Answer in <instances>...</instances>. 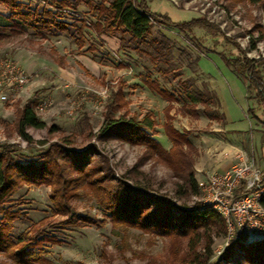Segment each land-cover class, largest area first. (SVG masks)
<instances>
[{
  "label": "rangeland",
  "instance_id": "rangeland-1",
  "mask_svg": "<svg viewBox=\"0 0 264 264\" xmlns=\"http://www.w3.org/2000/svg\"><path fill=\"white\" fill-rule=\"evenodd\" d=\"M22 1L33 7L46 6L75 26L70 25L69 30L53 27L41 33L25 25L17 32L10 26L3 28L0 71L6 61H13L25 70L28 81L13 89L0 78V145H18L14 155L22 161L38 158L45 151L55 149L56 144L63 145L85 161L90 181L79 179V173L72 169L69 161L58 157L64 178L73 183L69 199L76 214L73 222H65L68 215L54 212L51 186L23 184L4 204L13 211L9 213L4 236L17 240L21 233L42 227L43 234L38 236L42 240L36 244L34 252L39 258L35 264H171L181 261L186 257L188 238L118 223L102 203L106 202L107 194L127 192L123 189H127L124 185L128 182L145 186L179 207L187 208H180L182 211L189 210L198 202L205 204L201 189L196 195L189 188V170L194 171L199 182L212 173L229 169L242 157L255 159L264 170L263 106L248 99V79L228 65L221 55L238 54L240 49L234 43H227L223 35L217 37L199 27L186 32L154 22L147 38L162 41L156 47L163 56L157 58L154 51L138 53L128 42L121 46L118 35H98L89 25L96 14L84 2L73 9L49 4L55 0ZM147 1L153 9L169 14L176 21L204 16L247 55L264 56V0ZM0 11L10 14L1 3ZM78 27L83 33L81 44L76 40ZM141 47L151 51L145 44ZM79 55L88 63L80 62ZM120 87L125 102L110 111L111 115L141 119L148 114L152 117L154 126L145 130L150 142L155 144L153 150L146 143L127 139L128 130L101 133L108 111L107 99ZM197 87L208 96L207 91L214 89L222 107L210 102L207 105L217 111L208 114L200 102H195L193 107L184 89ZM159 88L165 92L160 93ZM3 94L7 98L3 99ZM28 101L33 103L38 117L46 122L41 128H27L33 137L32 144L20 136L17 128L20 110ZM172 128L182 139L177 164L157 150H168L172 146L168 135ZM235 153L239 155L233 157ZM218 164L224 168H215ZM133 197L135 201L136 196ZM160 212L164 216L163 211ZM219 229L213 230L211 264H264V234L242 233L231 244L227 226L224 232L219 233ZM199 251L203 252L201 244ZM258 253L262 257H258ZM0 264L26 263H18L0 250Z\"/></svg>",
  "mask_w": 264,
  "mask_h": 264
},
{
  "label": "trees",
  "instance_id": "trees-1",
  "mask_svg": "<svg viewBox=\"0 0 264 264\" xmlns=\"http://www.w3.org/2000/svg\"><path fill=\"white\" fill-rule=\"evenodd\" d=\"M83 2L91 7L93 14H96V19L90 22L89 25L98 35H118L121 46L128 42L127 45L140 54H150V52L154 51L156 53L155 57L162 58L163 56V53L156 47L162 41L158 39L148 41L147 38L148 34L151 33L154 22L176 27L186 32L193 31L194 28L199 27L214 36L223 35V39L227 43H234V46L240 49V53L231 52L230 54L222 53L221 55H223L228 65L248 79V99L256 101L264 109V56L250 57L239 45H236L234 40L228 35L220 33V29L204 16H193L190 19L176 21L169 14H161V12L154 10L147 0H55L49 4L56 8L70 6L75 9ZM0 3L6 6L10 12V14H6L0 11V39L5 36L3 28L6 26H10L14 32L23 29L24 25L30 26L38 33H41L42 30L51 31L53 27L57 30H69L70 25L75 26L74 22L71 24L59 18L52 9L46 6L43 8L38 5L33 7L22 0H0ZM81 21L82 24H86V21ZM77 31L76 40L81 44L83 43L82 28L78 27ZM125 35H128L129 38L127 39ZM141 44L150 47L151 51L141 47ZM158 90L160 93L165 92L161 88ZM184 90L186 97L192 101L191 105H194L195 102L202 103L204 105L203 110L207 114L217 111L216 108L211 109L207 105L210 102H215L219 108L222 107L221 99L214 89L207 91L210 96L206 95L205 91L198 87L196 89L185 88ZM107 100L108 111L101 127V133L111 130L118 132L128 130L129 134L125 135L128 136L126 137L127 139L146 143L153 150L155 144L150 142V137L145 130V128L154 126L155 122L152 117L148 114L141 119L135 116L126 117L124 114L117 118L112 116L110 111L120 107L125 102L123 100L122 87L112 91ZM29 126L39 128L46 126V122L38 117L31 101H28L20 110L17 128L20 136L28 144H32L33 137L27 131ZM172 130V132L169 131L168 133L172 140V146L168 150H157L163 154L165 153L169 160L177 164L180 162L178 160H180V152L182 151V148L180 149L182 139L176 129L172 128ZM17 149L18 145L13 143L0 145V250L7 252L18 263L35 264L39 260L36 253H34L35 247L42 240L38 239V236L39 233L43 234V229L42 227H35L34 231L31 229L32 231L30 230V232L21 233L17 240L10 236L5 237L6 226L10 219L9 213L13 214V211L4 206L5 202L23 184H47L52 188L51 198L56 206L54 212L68 215V219L65 222H73L76 214L69 205L73 183L67 182L64 178L58 157L61 156L66 162L69 161L72 169L79 173V179L87 180L89 173L85 169V161L83 162L82 159L76 157L73 149L63 145L56 144L55 149L47 150L40 157L29 158L26 161L15 157L14 152ZM187 180L193 193H196V195L200 193V187L194 171H188ZM87 181L90 180L88 179ZM124 186L127 189L123 190H128L127 192L114 191L112 194H107L106 202L102 203L109 210L110 216H112L114 221L123 224H134L144 229L156 230L169 235L177 233L188 238L186 257L171 264L212 263L210 260L213 255V230L217 227L220 228L219 233L224 232L227 226L221 213L200 202L190 208L191 210L182 211L180 208H187L179 207L169 198L166 199L167 197L160 196L145 186L137 184L133 186L128 182ZM133 196H136L135 201H132ZM262 202L264 204V198ZM155 209H162L160 211H163L164 216H161V212H156L157 210ZM240 237L237 235L233 237L231 244H234ZM199 244H201L203 252H198ZM231 246L227 247V251H229ZM258 255L260 257L264 256H261L260 253Z\"/></svg>",
  "mask_w": 264,
  "mask_h": 264
},
{
  "label": "built area",
  "instance_id": "built-area-1",
  "mask_svg": "<svg viewBox=\"0 0 264 264\" xmlns=\"http://www.w3.org/2000/svg\"><path fill=\"white\" fill-rule=\"evenodd\" d=\"M2 82L15 89L28 81V75L13 61L0 71ZM3 99L6 94L1 95ZM203 201L225 218L228 240L242 233L264 234V170L256 160L242 157L229 169L215 172L197 182Z\"/></svg>",
  "mask_w": 264,
  "mask_h": 264
},
{
  "label": "crops",
  "instance_id": "crops-1",
  "mask_svg": "<svg viewBox=\"0 0 264 264\" xmlns=\"http://www.w3.org/2000/svg\"><path fill=\"white\" fill-rule=\"evenodd\" d=\"M154 10H155V9H154ZM156 11H157V9H156ZM158 12H159V11H158ZM102 35H104V34H101V36H102ZM78 59H79L80 62H82L83 64H87V63H88L86 60L83 59V56H82V55H79V56H78ZM88 59L91 60V61H93L91 58H88ZM225 112H226V111H225ZM226 114H227V113H226ZM237 155H239V153H235V155H233V157H234V156L237 157ZM240 155H241V154H240ZM233 157H230V156H229L228 158H229V159L231 158V160H232ZM227 160H228V159H227ZM215 166H216V167H215ZM215 166H214V167H215V168H218V169H221V168L223 169V168H224V166H223V165H220V164L215 165ZM219 166H220V167H219Z\"/></svg>",
  "mask_w": 264,
  "mask_h": 264
},
{
  "label": "water",
  "instance_id": "water-1",
  "mask_svg": "<svg viewBox=\"0 0 264 264\" xmlns=\"http://www.w3.org/2000/svg\"><path fill=\"white\" fill-rule=\"evenodd\" d=\"M263 122H264V116H263Z\"/></svg>",
  "mask_w": 264,
  "mask_h": 264
}]
</instances>
